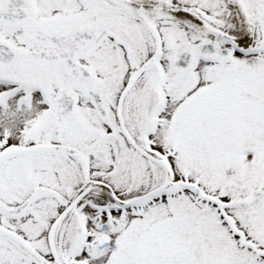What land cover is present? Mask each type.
Masks as SVG:
<instances>
[{"label": "snow or ice", "instance_id": "6c2138e0", "mask_svg": "<svg viewBox=\"0 0 264 264\" xmlns=\"http://www.w3.org/2000/svg\"><path fill=\"white\" fill-rule=\"evenodd\" d=\"M0 264H264V0H0Z\"/></svg>", "mask_w": 264, "mask_h": 264}]
</instances>
